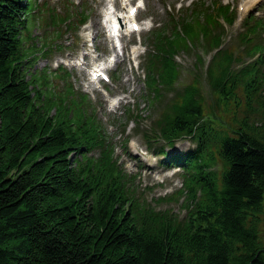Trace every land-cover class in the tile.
Instances as JSON below:
<instances>
[{
  "label": "trees",
  "instance_id": "16d2710c",
  "mask_svg": "<svg viewBox=\"0 0 264 264\" xmlns=\"http://www.w3.org/2000/svg\"><path fill=\"white\" fill-rule=\"evenodd\" d=\"M35 6L0 0V264H264L263 46L247 52L259 53V68L219 53L206 78L195 75L177 90L155 123L158 135L196 140L185 158L181 217L130 196L114 148L84 112L85 95L72 86L57 92L47 71L28 77V60L50 49L29 43ZM204 21L210 37L217 23ZM162 36L148 83L157 99L177 88L175 55L186 46L181 35ZM210 43L218 46L220 36ZM232 102L238 110L245 104L231 115L233 126L216 116Z\"/></svg>",
  "mask_w": 264,
  "mask_h": 264
},
{
  "label": "rangeland",
  "instance_id": "374dc122",
  "mask_svg": "<svg viewBox=\"0 0 264 264\" xmlns=\"http://www.w3.org/2000/svg\"><path fill=\"white\" fill-rule=\"evenodd\" d=\"M76 2V5L69 4L71 3V0H38V16L41 20H47L49 19V15L53 13V11L58 13L68 12V11H74L78 6H80L82 0H74ZM87 2V6L91 9L92 15L94 16L90 23L84 28V30L79 34H75L74 31L68 32L66 30V27L61 24L59 27L64 31L63 37L61 39L56 40L55 42H65L64 47H68L69 45H74L75 47L78 46V49H67L60 50L59 48H56V50H53L54 53L52 57L47 60L43 56H39L38 51L36 54V61L33 60V63H30V59L26 64L27 68L29 70L28 77L30 78L31 75H40L41 72L48 70V69H57L59 66H63L64 68H67V71L72 73L71 81L73 83V88L75 91H83L85 93H88L90 95V98L92 100V103L98 108V116L102 120L104 126L107 127V133L110 138L114 141V143L118 147L117 155L121 158L122 163L124 167L127 169V171L130 174L139 173L138 177L136 179V185L139 186L141 189L145 190V197L147 200L154 205L156 204L154 202L155 199H158L159 197H165L169 196L176 191H178L182 187V179L180 177V172L175 174L173 177H171V173L167 175L164 172H157V173H149L148 171L141 170L135 163H134V154L136 153L135 149L140 152H144L146 150L145 142L142 139L140 135H135V126L133 123H130L129 126H127V120L130 116L127 111H130L132 115H139V113H142L143 116L149 117L150 110L152 108V105H150L147 100L144 98V101L139 100V97L143 94L144 97V83H143V75L141 74L140 69V62L141 60L136 62V66L131 65L130 61L132 59L133 53H132V43H138V41L141 39L144 43H147L148 45L151 44L150 40L148 38H144L143 35L147 34L149 32L148 29H144L142 32L132 35L131 37H125L123 39V47L125 50V53H128L127 56H125L122 52L119 56V59L122 56H125L122 58V61L120 62V66H118V69L116 71H120V78L117 79L114 77V73L111 72L112 76V83L111 84H93L92 86L89 85V69L92 68L93 64L95 65L94 58H97V60H103L105 59L104 53H102L99 49L101 46L108 47L107 40L105 39L106 35L104 34L103 40L101 41V36L96 37L95 39V46L93 47V51L91 52L89 57H86V61L88 62V67L86 69H80V68H74L71 63L68 61V59L75 57L76 55H79L81 50L79 51V48H82L85 41L87 39H92L94 36L98 35L100 29L96 28L94 26L95 21H101V18L96 19V16H100L104 11L106 1L105 0H85ZM243 0H236L234 3V6H239ZM167 1H164L163 7H165ZM161 4V0H149L148 5V14L151 15L152 11H162L163 7H159ZM171 4V3H169ZM126 11V10H124ZM144 14V12L141 13V16ZM145 16L147 17V13L145 12ZM143 19V17L141 18ZM164 18H162V21ZM36 23L39 24L40 20H36ZM39 25L33 27V33L34 35H37V39L39 41H44L48 36H52V33L50 32H43L42 30H38ZM46 28V27H45ZM81 36V43L77 45L74 44L76 37ZM56 45L51 44L50 47L53 49ZM40 47V44L36 46V48ZM95 48H98L99 51H95ZM109 48V47H108ZM110 50V49H109ZM236 48L234 49V51ZM35 57L33 59H35ZM60 58L64 59V62H66L67 66L64 63H60ZM185 63L188 65L190 63V58H183ZM92 61V63H90ZM183 65V62L180 61ZM184 71L183 80H186V77L188 73ZM127 79V80H126ZM52 82L55 84L56 88L59 91H64L66 89V83L58 78H53ZM96 85H99L100 88L104 89L103 91L106 94H115V93H126L127 95L131 96V103L130 110H127V106H124L121 104V108H115L110 103V98L107 99L104 97V94L96 88ZM92 95H91V94ZM135 103V104H134ZM133 104V105H131ZM141 104V106H138ZM233 110L234 108L231 107ZM233 113V111L231 112ZM227 121H230L229 118L226 119ZM150 123V122H148ZM110 124H113V126H110ZM127 126V128H125ZM123 129H126L123 131ZM141 130L138 129L137 132ZM126 138H130V142L127 145L128 147V154L123 152V144L126 140ZM176 151L177 152H184L188 149L193 147V143L188 139H183L179 141L176 144ZM170 151H173V149H170ZM151 164L158 163V158L155 156L150 157L149 159ZM164 181L163 184L161 182ZM181 202L175 203L174 201L169 204H161L157 205V207L160 208H173L175 213L178 214H184V211H182L180 207ZM261 235L264 239V224L260 227Z\"/></svg>",
  "mask_w": 264,
  "mask_h": 264
},
{
  "label": "bare ground",
  "instance_id": "6f19581e",
  "mask_svg": "<svg viewBox=\"0 0 264 264\" xmlns=\"http://www.w3.org/2000/svg\"><path fill=\"white\" fill-rule=\"evenodd\" d=\"M250 6H251V4L246 9H249Z\"/></svg>",
  "mask_w": 264,
  "mask_h": 264
}]
</instances>
